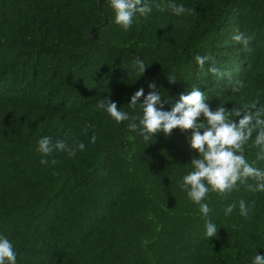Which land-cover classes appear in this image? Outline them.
Instances as JSON below:
<instances>
[{"label":"trees","instance_id":"1","mask_svg":"<svg viewBox=\"0 0 264 264\" xmlns=\"http://www.w3.org/2000/svg\"><path fill=\"white\" fill-rule=\"evenodd\" d=\"M142 2L151 12L125 31L110 0H0V237L16 264H252L264 254V192H209L203 217L179 186L198 156L191 131L148 143L130 120L97 108L108 98L139 117L130 98L155 81L165 111L193 88L213 110L264 109V0ZM170 3L188 11L176 16ZM239 32L249 51L233 40ZM205 55L221 76L208 72L212 61L201 71L195 57ZM237 81L244 87L234 92ZM43 136L86 147L41 164ZM254 138L244 155L264 170ZM206 219L216 237L206 238Z\"/></svg>","mask_w":264,"mask_h":264},{"label":"clouds","instance_id":"2","mask_svg":"<svg viewBox=\"0 0 264 264\" xmlns=\"http://www.w3.org/2000/svg\"><path fill=\"white\" fill-rule=\"evenodd\" d=\"M110 6L115 13V23L125 31L133 24V18L137 14L146 16L151 8L142 0H110ZM176 16H182L187 9L182 4L170 3L168 6ZM193 11V9H192ZM233 40L239 43L243 50L249 51L251 37L239 32L233 36ZM196 63L204 70L206 63L212 61L208 72L221 76L220 70L215 67L214 58L210 55L196 56ZM146 66L143 61H137V71L144 74ZM175 80L169 81L174 82ZM244 87L237 81L233 91H240ZM150 91L145 95L144 88H138L131 96L129 107L136 109L139 105L142 115H129L119 110L116 102L106 98L97 104V108L104 109L118 124L130 120L128 128L136 131L140 128L143 139L150 143L157 133H163L166 137L172 134L173 129L182 132L191 131L190 145L198 153L190 162L192 171L186 174L180 183L181 190L185 191L189 199L199 205V211L203 217H208L212 211L205 202L209 192L224 196L240 186H246L249 191L264 192V170L250 164L245 155V145L253 139V146L260 149L257 160L264 159V109L257 108L256 103L246 104L232 112L220 105L213 110L205 102L206 95L198 88H193L187 94H181L179 100L170 110H163L162 95L155 81L148 83ZM201 116L203 119H200ZM234 117V118H233ZM137 119L139 124H137ZM96 136L91 137L95 143ZM147 143V144H148ZM84 143L71 147L63 140H55L50 136H43L37 142V152L41 154V164H56L54 158L56 152H68L74 156L77 150L85 149ZM52 157V159H48ZM254 181L255 183H249ZM236 205L230 204L225 209V215H230ZM250 207L244 200L239 201V214L248 217ZM205 236L213 238L217 235V225L210 219L205 220ZM0 264H16V253L12 243L5 237H0ZM252 264H264V254H256Z\"/></svg>","mask_w":264,"mask_h":264}]
</instances>
